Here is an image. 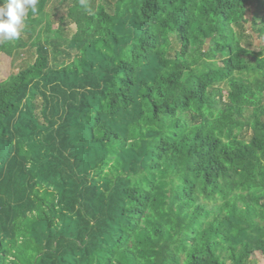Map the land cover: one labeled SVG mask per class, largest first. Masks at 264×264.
<instances>
[{
	"label": "trees",
	"instance_id": "trees-1",
	"mask_svg": "<svg viewBox=\"0 0 264 264\" xmlns=\"http://www.w3.org/2000/svg\"><path fill=\"white\" fill-rule=\"evenodd\" d=\"M49 1L0 42L33 57L0 81V264H251L264 47L244 42L264 0H72L80 39Z\"/></svg>",
	"mask_w": 264,
	"mask_h": 264
},
{
	"label": "rangeland",
	"instance_id": "rangeland-1",
	"mask_svg": "<svg viewBox=\"0 0 264 264\" xmlns=\"http://www.w3.org/2000/svg\"><path fill=\"white\" fill-rule=\"evenodd\" d=\"M60 0H50L46 11L50 15L52 26L54 29L59 28L61 34L68 39H80L82 35L76 30L75 25L69 20L65 19L67 6L72 3L68 0L65 3H59ZM263 4L251 3L248 5L247 24L245 25V45L251 50L257 52L264 47V41L257 38L255 29L260 26V19L263 16L261 7ZM256 22H252L253 19ZM33 61V57L27 48L20 49L19 53L9 56L0 50V81L7 79L11 74L17 73L20 69L25 67L29 62ZM224 88L227 94L228 87L226 84L219 85ZM257 203V201L255 200ZM251 264H264V249H256L251 258Z\"/></svg>",
	"mask_w": 264,
	"mask_h": 264
},
{
	"label": "clouds",
	"instance_id": "clouds-1",
	"mask_svg": "<svg viewBox=\"0 0 264 264\" xmlns=\"http://www.w3.org/2000/svg\"><path fill=\"white\" fill-rule=\"evenodd\" d=\"M38 0H3L0 3V42L19 39L29 10L37 12Z\"/></svg>",
	"mask_w": 264,
	"mask_h": 264
}]
</instances>
